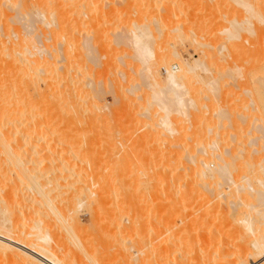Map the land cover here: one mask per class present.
Wrapping results in <instances>:
<instances>
[{
  "label": "bare ground",
  "instance_id": "6f19581e",
  "mask_svg": "<svg viewBox=\"0 0 264 264\" xmlns=\"http://www.w3.org/2000/svg\"><path fill=\"white\" fill-rule=\"evenodd\" d=\"M6 1L0 0V250H1L0 254H1V252L6 253V254H7V252H9L10 253V254L8 253L9 256L12 257V259L14 258L16 263L21 262L20 264H103V263H100V261H99L100 258H98V257H100L98 255L99 250L96 248H93L92 246H89L90 245L89 242L86 243V241H88V239L85 241L83 238V234L85 232L87 234L89 233V235H93L91 232L95 231L97 233V235L100 234L102 236V234L104 235V233H105V232L103 233L102 231H106V233H107L108 230L111 228H114V226L117 225L118 222H119L118 224H121L120 219L118 218V217H120V215H119L120 213L119 214L117 213L119 216L118 215L114 216L116 214L114 213V215H113L112 214L113 211L111 212L109 209L110 208L109 205L112 203L107 205V203L109 202L108 201L109 198L111 196H113L112 195L113 192L109 196V192H110L109 189L112 191L113 190L115 191V189L111 187L112 183H109V179H110L109 176H107V178H106V176H104V178H106L107 180L103 178V181H101V182L99 181L100 178H99V180L95 178L96 176H94L95 173L93 171L95 166L92 169V167H93L92 164L95 161H91V159H90V161H91L89 163L90 166H88V168H87V164H86V166H83V165H85L86 161L83 164L80 163L81 162L80 160L85 158L84 156H83V158L81 157L80 154L82 152L78 154V151H77V153H75V155L73 154L74 156L72 155V157H74V158L69 159V158H66L65 156L60 155L59 146H60V143L64 144L66 142L63 139H65V138L68 139L69 135L71 136L70 132H76L82 128V127L79 128V125L82 124L80 122L83 121L84 122L83 124L85 125L84 128H87L88 126H90L88 124H93V126H95L96 120L98 121V119H101L100 118V117H102L101 115H104V116L106 115V117L109 115L111 116V114L113 115V113H111V114L109 113V112H111L112 109L108 110L110 107H109V105H108V107L106 106L107 103H109L107 101H106L105 105L102 104L100 106V104H99L98 106H100V107L99 108L96 107V104L98 103V100L100 99L99 97H100L102 91L107 90V88L115 89L117 87V86L115 87L114 85H117L115 83H118V82H116V80L118 79L117 78L118 76L116 77L117 79H114L115 75L113 74L114 76L112 78V75H111L112 73H110L111 70H113L112 72H115L114 69L111 68L113 61L108 59L109 61H107V63L105 62L107 64V65H105L106 68H108L107 67L108 64L109 65L111 64L109 66V69H111V70L108 69L110 71L109 72L110 75H109V73H107L103 79L102 77L104 75L102 76L100 73V75L102 77L101 78L99 77L97 79V81L99 80L100 83L103 80L105 81V82L103 81L104 83H101V86L103 84L105 87L106 86H110V87H106V89H104L105 87L102 86L104 90H102V88H101V92H99L100 94L97 92V90H95L96 88H93L92 90L96 91L98 94L94 91L88 90L90 88L87 87V90L83 91L84 93H82L83 89H82L81 85L83 86V88L85 87V89H86V86H89V85L91 86L90 83L92 82V79H94L96 77L95 76L93 77L92 74L94 72H91V69H90V71H87V69H86L87 72L85 70H84L85 72H83V71L80 72V70L82 69L81 68V69H79V72L77 73L78 70L75 71L77 69V68H75V67H77V65H74L75 66L74 67L73 66L74 62H72L70 59H72L73 56H75L76 59H74V60H77L75 62H79L82 60L81 57L83 58V56H82L83 54H86L87 52L92 53V51H93L92 49H94V48L90 49V47L93 46L91 44H93L92 42L94 40L90 41L91 43H89V42L85 43L86 45L89 46V47L86 46L87 49L84 51L86 53L82 52L85 49V48L83 49V47H82L83 44L80 45L82 47L81 48L82 51L79 52V55H80V53H83L82 55H80L81 57H79L80 60H78V58H77L78 54L75 51L72 52L75 49V48L73 49V46L75 47V45H73V46L69 45L73 49L71 52H69V54L71 55V53H75V55H72V58H71V56H69V57L67 56L68 58L63 57L64 59H62L61 56H64L65 54H67L66 52L68 51V48H66V47H68L67 45L71 42V40H72V42L74 40L75 44H77V42H78L77 40H79V39H77V40L74 39L77 37V35L74 34L75 31H73V34H72V32L69 33L70 34L69 35L67 33L70 31H66V29H65L66 34H64V35L62 34L59 36V33L61 34L63 32L62 31L63 29H62L61 30L62 32H60V30H59V33H56V35L58 34L59 37L56 35L51 37L52 34L49 33L51 31L50 30L51 28L49 29L48 28L49 26H45L46 28H48L50 30L49 31L47 29L48 32H46L47 30L44 27V25H46L47 23L50 24L53 22V16L57 13V11L59 12L58 14H60V15L63 14L62 15V17H63L65 14H67L65 11L70 10V9H74L80 3L79 0H64L67 3H69V6L72 5V7L73 6L74 7L70 8L67 5H65L67 3L64 2L65 4L63 3V6L67 10H65V11L63 10V13L61 10V8H63L62 4L60 3L61 0H59L60 2L58 0H57L58 2L56 0L55 1L54 0L53 1L52 0H36V1L33 0V2H36V3H34V5H36L38 3V5L40 6L39 8H41V7L43 8L44 5H46V4L50 5L51 3H53V5H54V2H56L58 4L60 3V5H61L59 7L60 9L56 8V4L54 7L56 9L51 7L50 11H52V13H50V12L47 13V11H46L47 8H50L49 6L47 8L43 9L44 12L46 11V13H47V14L46 13L43 14L44 17L47 16V17H45V18H47L46 20H45V18L40 16V14L42 15L43 11H40L39 9H38L39 10L38 11L36 9V7L38 8V5H36V7L34 6L35 10L33 9L34 11L37 10L39 12V13H36L37 11L34 12L38 16L36 14H35L36 15L35 16L33 14L32 10H30L32 12V14H29L30 12L29 13L27 12L28 9L26 8L25 3L27 2V4H28V2L30 0L29 1L28 0H6ZM21 1L22 2L26 1V2L22 3ZM76 1L79 3L75 4L76 5L75 6L73 4H74V2L76 3ZM83 1H85V0H82V2L79 4L80 6H81V4H84ZM88 1H89V3H91L92 0L91 1L88 0ZM93 1H96V0H93ZM9 2L11 3V5ZM20 2L22 4H20ZM33 2H30V3L33 4ZM70 2H73V4ZM6 3H9V5L7 6L8 9L5 7ZM85 4H87V1ZM92 4H89L88 6H91ZM67 7L70 9H68ZM78 7L74 11H79L80 9L78 10ZM94 7H95V5H94ZM109 8H111V7H109ZM52 9H54L56 12ZM59 10H61L62 14L60 13ZM74 11L71 10L70 12L71 13L73 12L74 14H78ZM53 13H54V15H53ZM50 14L52 17L49 16ZM58 14L56 15V18H57V16H59ZM31 15H33V16H31ZM39 16H40L39 19H41V17H42L44 20L42 19L43 22L39 21L38 26H42L44 23L43 27H38L37 25H34L35 21H32L34 19L36 20V17H37V21H38ZM76 16H77V18H80V17H78L79 15H76ZM50 17H51L52 22L50 20ZM94 17L95 16H93V17L90 16V18H94ZM54 18H55V16H54ZM64 18H65V20L68 19L67 17H64ZM64 18H62V20H64ZM72 18L74 20V17H72ZM30 19L33 22L31 24L34 25V27L29 24L31 22ZM57 19H54V20H56V22L54 21V23L56 25L53 24V27H52L53 32L55 30L58 31V29H61L62 27L66 28L62 24L63 21H62V23H60L62 26L59 24L61 26V28H57V27H59L57 25V23L60 22V20L57 22ZM59 19H60V16H59ZM75 19H76V17H75ZM47 20H50V22H48ZM74 21H77V20H74ZM45 22H46V24H45ZM40 23H42V24H40ZM65 23L66 22H64V24ZM75 23L76 22H73L72 24H74L75 28H76V26L78 24H75ZM20 24H21L23 29L25 27V29H24L25 32H23L22 29H21L22 31H19L20 30L19 29ZM36 24H37V22H36ZM50 25L52 26V24H50ZM67 25L69 26V24H67ZM29 27L37 28L38 30H39V28H41L40 31L42 29L44 31V29H45L46 33L51 34L50 36L48 35L49 37H51L49 39V42H47L48 38L45 39L47 36L46 33H45L46 35L44 37H43L44 34H41V37L39 38V40H37L38 38L36 39L35 37L38 36L40 31L38 32L36 29H33L34 30L33 31ZM70 27H71V25H70ZM29 29L32 30L33 32H35V30H36V33H34V35L35 34H37V35L34 36L33 33L31 35L32 31H30ZM67 29H68V27H67ZM138 29H141L140 32L143 30L142 27H140V28L137 27V29L135 28V30H133L134 32L130 31V35L132 33H134V34H132L133 37H132V35L131 36L128 34L127 35H128V37L130 36L129 39L132 37L130 40H133L134 41L133 45H136L137 54H138L137 57L140 59L142 58L143 59L142 61H144L145 58L149 59V56L152 54L153 51H152V49H150V44H148L147 41H143L144 39L142 40V38H144L143 32H145L146 29L144 28V31L142 33H140L139 31L137 33L136 30H138ZM17 30L19 32H17ZM43 31H41L40 33H42ZM65 31H64V33H65ZM16 32H17V37L15 35ZM228 32H230V31H228ZM5 34L8 35V38H9L10 34H12V35L14 34L15 36L11 35L12 36L11 39H8V38H6L7 36L5 37ZM71 34L73 36H71ZM142 34H143V37H142ZM15 37H16V39H14ZM32 37L34 38V40ZM42 37H43V40H41L42 45L40 46V45H38V43H39L38 41H40V39H42ZM79 37L80 36L78 35L77 38H79ZM126 37L123 36L120 39H123ZM93 39H95V38H93ZM97 39H98V37H97ZM127 39L128 38H126V40ZM123 40H120V42H122ZM86 41H88V40H86ZM126 42L127 41L124 40L123 44H125ZM81 43H83V42H81ZM95 43L96 42H94V44ZM128 43H129V40H128ZM128 43H126V44H128ZM71 47H69V48H71ZM76 47L79 48V43L76 45ZM94 47H95V45H94ZM65 49H67L66 52H65ZM60 52H62V53L65 52V53L60 54ZM77 52H78V49H77ZM175 53H177V52H175ZM69 54H67V55H69ZM86 55L88 58L89 54H86ZM89 57L91 58V56H89ZM65 58L67 59V61L65 60ZM60 59L65 60L66 63L64 61H61ZM59 60L61 62H64V64H62ZM84 61H83V63H84ZM91 62H93V60ZM146 62H147V60H146ZM146 62L144 61L143 63H146ZM83 63L79 62V66L82 67L84 65ZM197 63H198V60H196L193 64L188 65V67L193 69L197 65ZM176 65H178V67H179L178 63H176ZM64 66H65V68H64ZM71 68H73V69L75 68L74 69L75 75H73V76H71L72 70H73V69L70 70ZM86 68H87V66H86ZM93 68H95V67H93ZM154 69H151L150 71H152V73H155ZM176 71L177 70L175 68L170 69V70L167 69L168 79H169V84H170L169 87H171L172 89L167 88V87H166V89L171 90V92H169L171 94H172V91L173 92L175 91L174 96H172L169 100L168 99L166 100V98H164L165 99L164 100L161 96H158V100L161 99L159 101H163V103L168 101V103H166V104H174V105L178 104V106H180V105L184 104L185 100H184L183 95H181V91L176 89V88L182 86L181 84L178 83V81L176 79L177 78L176 77ZM257 71H260V70H257ZM90 76H92L93 78H91ZM96 76H98V75H96ZM123 76H124V74L122 75V77ZM87 77H88V79H87ZM89 77L91 80L89 79ZM124 77L126 78V75ZM250 77H252V76H250ZM122 79L123 78H121V81H122ZM214 79H215V77H214ZM87 80L90 82H87ZM113 80H115V83L111 84V81L113 83ZM216 80L217 79H215V81ZM212 81H213V83H216V82H214L213 79H212ZM212 81H211V83H212ZM93 83L96 85L95 81H93ZM106 83L107 84L110 83L111 85L110 84L105 85ZM211 83H209L207 85H210ZM124 85H126V84H124ZM213 85H212V87H213ZM101 86H99V88ZM214 86H216V84ZM92 87H95V86L92 85ZM113 87H115V88H113ZM118 88L119 87H117L115 90H117ZM111 89H109V91ZM130 89H132V88H130ZM130 89H127V90H129V92H130V91H132ZM98 91H100V90L98 89ZM115 92L113 91V93L116 95ZM109 93L113 94V93H111V91ZM119 93L121 94V92H119ZM125 93H128V92L125 91ZM125 95H127V94H125ZM165 95H167V94H165ZM121 96H122V94H121ZM111 97H113V95ZM97 98H99V99H97ZM124 98H126V96ZM121 100H123V99H121ZM100 102L101 101H99V103ZM114 103H117V102L115 101ZM114 103H112V104H114ZM118 104H119V101H118ZM124 104L125 103H123V105ZM112 106H114V105H112ZM121 106H122V104L120 106L118 105L119 108ZM130 106H132V105H130ZM126 107H128V106H126ZM257 107H259V106H257ZM119 108L116 107L114 109H119ZM123 109H124V107H123ZM133 109H134V106H133ZM196 109H198V106L196 107ZM121 110H122V107H121ZM125 110L126 109H124V111ZM253 110L255 111V109H253ZM127 111H129V110L127 109ZM143 111L144 110L142 109V112ZM140 113H139V115H140ZM252 113H254V112L252 111ZM137 114H138V111H137ZM121 116H122V113H121ZM249 116H248V118H249ZM242 118H244V117H242ZM248 118L245 117L244 118L245 120L243 119V121L247 122ZM126 120H128V119H126ZM263 121H261V122H263ZM74 122L75 123L77 122V124L79 122L80 124L77 125ZM70 123L71 124L74 123L76 126L71 127L69 125ZM85 123H87V125H88L87 127H86ZM83 124L81 126H83ZM97 124H98V122H97ZM245 124L247 125L248 123H245ZM259 124H261V123H258V124L256 123L255 125L258 126ZM263 124H264V122H263ZM241 125H243V124H241ZM243 127L244 126H242V128ZM84 128H83V130H84ZM92 128L93 127H91V129ZM87 129L89 130V128H87ZM237 129H238V127H237ZM261 130H263L262 126H261ZM79 134H80V131H79ZM237 134H239V133L237 132ZM263 134H264V132H263ZM46 135H48V136H46ZM49 135L53 138H51ZM84 136H83V138H86L88 135L86 137H84ZM230 136H232V135H230ZM240 136L243 137L242 135H240ZM48 137H50L51 140ZM73 137H75V136H73ZM201 137H203V136H201ZM234 137H235V135H234ZM242 139H243V141L245 140V138H241L239 140L242 141ZM258 139L259 138L256 139V143H258L257 141L260 140V139L259 140ZM49 140H50V142H49ZM39 141H41V142H39ZM261 141L264 142V140H262V139H261ZM85 142H87V140ZM201 142H203V141H201ZM160 144H161V142H160ZM206 144H208V143H206ZM252 144H253V146H255L254 142ZM87 145H88V143H87ZM244 145H247L246 142ZM63 146H60L61 151L63 150L62 149ZM85 146H86V143H85ZM162 146H160L161 147L160 149H162L164 147V146L163 147ZM259 146L261 147V144ZM203 147H205V146L203 145L200 148H203ZM207 147H208V145L206 146V148ZM194 148H195V146H194ZM206 148H204L203 150H205ZM166 149H168V148H166ZM240 149H239V152H241ZM169 150L170 149H168V151ZM188 150H190L189 147H188ZM191 150H193V148H191ZM208 150H209V148H208ZM212 150H214V149L212 148ZM227 150H225V151H227ZM251 150H252V147H251ZM261 150L260 151L257 150V151L259 153H261ZM72 151H74V150H72ZM175 151H179V149H177ZM196 151H197V149L195 150V152ZM209 151H211V150H209ZM244 151H247V150H243V152H241V153H244ZM171 152H172V150H171ZM180 152H181V150H180ZM180 152H178L179 155L181 154ZM229 152H230V150H229ZM229 152L227 151V154H229ZM239 152H238V155H237V153H236V155L234 154L235 159L238 156H240ZM253 152H254V150L252 151V153ZM258 152H256V153L258 154ZM86 153H87V151H86ZM203 153H205V151ZM207 153H210V152H207ZM211 153H212V151H211ZM246 153L247 152H245V154ZM249 153H247V154H249ZM83 154L85 155V153H83ZM87 154L89 155V153H87ZM164 154H165V152H164ZM172 154L174 155V153H172ZM182 154H183V149H182ZM192 154H193V152H192ZM194 154L191 155L192 158L196 156V154L195 155ZM157 155H155V156L157 157ZM167 155H169L168 152H167ZM173 155H172V157H173ZM202 155H204V154H202ZM222 155H221V157H222L221 159H223V160L219 159L220 162L218 164H216L217 163L216 160H213L216 163H212V161H210V160H212L214 157L211 158L210 156H209L210 160H208L209 158L207 156L208 159L207 158H203L201 160L198 159V160H200L198 163H196L194 161L197 164L196 165L194 163L196 166L192 163L190 165L187 164L188 166L184 164L185 167L182 166L183 168L180 169V170H185L183 175H180V178H183V181H182V179H180L181 182L178 181V183H174L173 181L170 183V181H171L170 179L172 178V176L170 178V175H171V173L169 172L170 170L166 171V170H168L167 168L169 167L170 163L166 162V164H168L167 168L166 167L164 168V166H163L161 169H158V170H160L159 171L160 175L158 178L155 177L156 179H158V182H159L158 185H160L159 187L161 189L158 191H161L160 195L162 197L164 195H168V197L170 196V198L172 200H169L170 198H168V201H172V204L166 205L168 203L167 201H165L164 202L165 204H163V202L161 203V201H160L161 199L158 200V201H160V205L161 204H163V205H161V206L158 205V206H160L159 207L160 210L158 211V212H160V217L158 218L159 220L158 219L155 220V223L153 222V224L156 225V226H154L155 232H154V234L152 233L154 235V237L153 238L148 237L151 240H148L147 238H145V236H147V235L149 236L150 231L153 232L151 226H149L150 229L147 227L149 229L148 233L144 231V230H146V228H144V230H143L144 233L142 231H140V233L142 232L143 235L146 234V235H144V239H142L143 237H142V233H141L139 235V236H141L140 238L136 237L137 239H139L137 242V240L134 239L135 236L133 235L134 236L133 239L136 240V242L135 243L129 242L130 241V239H129L128 243H126V244L129 245V243L130 244L134 243L135 245L129 246V248L127 249L129 251L126 250L128 253V254H126V256H123V253L120 252V254L121 253L122 254L119 256V258L121 256L124 257V258L121 257L120 258L121 260L123 259L124 261H126L127 264H146V263L147 264H252L253 262H255L256 264H264V163H262L264 160L263 159L264 157L262 158L263 160L262 161L260 160L259 162H258V159L256 161V159L254 158L255 159L254 161H256L257 163L254 162L253 159H250L251 156H249V155H248L249 156L248 159L244 155H242L240 157L242 160H244L243 157L247 159L246 162H244V163H250L251 164L250 167H246V168H249V169L251 168L250 170H252L251 171L252 174L251 173H250L251 175L248 174L249 175L248 177H251L249 179H252V178L254 179V177H256L255 180L257 179L256 180L257 182L254 181L256 183L255 184V183L248 182V181L244 180L245 176L244 177L242 176L243 177L242 180H244L245 183L242 180L241 181L239 180L242 177L239 178L241 175L239 172L240 169L238 170L236 167H238V165L241 166L243 164V163H241V162H243L241 159L239 160V161H241L240 162L241 165L238 163H235V162H238L236 160H238L239 157L235 160L234 158L231 157L232 154H229L230 158L229 157L227 158L228 155H226V152H222ZM46 156L50 157V158H47ZM170 156H169V160L172 161V158ZM182 156H181V158H182ZM189 156H190V154H189ZM211 156H215L214 152L211 154ZM253 156H254V154H253ZM179 157H178V159H179ZM256 157H258V156H256ZM46 158L48 159L49 162L46 161ZM173 158H174L173 160H175L176 156ZM192 158H190L189 160H191ZM216 158H218V157H216ZM231 158H232V160H235L234 164H233ZM156 159L160 161V158L159 159L156 158ZM56 160L57 161L59 160V161L57 162ZM164 160L162 159L163 162H164ZM182 160L180 162L184 161V160L183 161ZM251 160L254 163H256L255 166L253 165L254 163H252ZM221 161H223V162H221ZM8 162L11 165H9ZM46 162H48L49 164H47ZM175 162H176V160L174 161V163ZM157 163H158L157 165L159 166L158 161H157ZM174 163L172 162L170 166L174 167V165H173ZM184 163H187V161L186 162L184 161ZM95 164H96V166L99 165L98 162H95ZM103 164L104 163H102V166H103ZM179 164H182V163H179ZM213 164H215V168H213V166H212ZM236 164H238V165L236 166ZM161 165H160V167H161ZM177 165L178 164L176 163V166ZM216 165H217V167H216ZM245 166H247V165L245 164ZM245 166H243V167L245 168ZM179 167L181 168V166H179V165L175 168H172L174 170L173 171L174 173H172L173 178H176V176H178L177 177L178 180H179V175H177V174L180 171H177L176 169H179ZM243 167H242L241 171H243V169H244ZM89 168L92 170H90ZM234 168L237 169V172H239L240 175L238 173H235L236 171L235 172L233 171ZM236 169H234V170H236ZM175 170H176L177 174L175 173ZM11 171L14 172L13 175H12ZM66 171H68V174ZM159 172H157V174ZM194 172L195 173L197 172L203 178H205V181L207 180L206 183H209V185L212 183V181H214V182L217 181L216 185L217 186L219 185L220 189H222L218 193L219 187H217V189H218L217 193L219 195L218 196L216 194L219 198V199L217 198V200L222 201V202H220V203H222V205L224 202V208H221L222 205L219 203V201L215 200V198L217 196H215V198L210 197L212 200L214 198L216 203L214 200L213 201L216 204V206H214L212 200H211L212 202H210V200L209 201L205 200L207 202H203V200H202V202L196 203L197 201H195V200H198V198H199L198 196H201L200 199L202 198V196L206 197L207 199H210L209 194H211V193L213 194V192L215 190H212V186H213L212 184L214 182L210 186H208V184H207L208 188H211V190L213 191V192H208L209 194L207 195V190L209 191V189L208 188L206 189V187H207V186H205L206 184H204L201 188L200 187L201 185L197 186L195 183V180L192 179V176H194V178H196V181H197V180H199L198 178L201 177L198 175V178H197L194 175L195 174ZM243 172L248 173L249 171L247 172L244 169ZM181 173H179V174H181ZM233 173H235V175ZM236 174L238 175L239 179L237 178ZM72 176H74V177H72ZM182 176H184V177H182ZM234 176H236V178ZM70 177L72 178L73 182L70 180L71 179ZM74 178H76V179L74 180ZM173 178H172V180H173ZM156 179H153V181ZM168 179L170 181H168ZM226 179H229V181H230L229 186H231V185L234 186L235 190L233 188H229L228 184H226L227 188L225 187L227 189V191L224 187L221 188V185H223V184L225 185V183L228 182V180H226ZM224 180L226 181L225 183H223V182H222L223 184L219 183L220 181H224ZM238 180L240 181V183ZM247 180H248V178H247ZM174 181H175V179H174ZM210 181H211V183H210ZM155 182H157V181H155ZM157 183H155V184H157ZM204 186H205V188H204ZM159 187H157V188H159ZM155 188H156V185H155ZM203 188H204V190H203ZM228 188H229V190H228ZM215 189H216V187H215ZM230 189H233L234 191H232ZM121 190H123V189H121ZM152 190H155L157 192L156 189H152ZM119 192H120V190H119ZM215 193H216V191H215ZM158 194L159 193H156L157 197H158ZM212 194L210 196H212ZM232 197L235 199L232 200L233 199ZM164 198H165V196H164ZM220 198H222V199H220ZM223 198H225V199H223ZM229 198L231 199L230 202H229ZM130 200H131V198H130ZM140 200H141V198H140ZM165 200H167V199H165ZM198 201H200V200H198ZM112 202L114 203V201H112ZM117 202H119V200ZM125 202L129 203L131 201H129V198H128V200H126ZM217 202L221 205V207L219 206L221 209L220 208H217V209L213 208L214 209L213 210L212 207H217V205H218ZM131 203L134 204L135 202L133 203V201H132ZM140 203H142V202L140 201ZM211 203L213 204L212 207L211 206H210V208L206 207L207 204H211ZM225 204H226V206H225ZM228 204H230L232 207L229 206ZM108 206H109V208H108ZM111 207H112V205H111ZM131 207L132 208L135 207V208H137L136 210H138L139 206L137 207L136 205H134ZM225 207H228V208L231 207L229 210H226V211H231L230 215H229V212L227 215L224 214L225 213L224 210H223L224 213H221L222 212L221 210L225 209ZM84 208L86 211H84ZM187 208H189L188 211H186ZM190 208L193 209V212H190V211H192ZM215 209L217 211H218V209H220V210H219V212H216ZM138 211H140V210H138ZM121 215L123 216L122 211H121ZM136 215L137 214H135V216H133V218L136 217ZM138 215H140L139 212H138ZM138 215L136 218H134V220H136L138 217H141V215L140 216H138ZM128 216L130 217V213L127 214V218L129 220L130 218ZM104 217L106 219L102 221V218H104ZM133 218L131 216V219H133ZM147 218L149 219V217H147ZM151 218H153V217H151ZM156 218L157 217H155V219ZM117 219H119V220H117ZM84 220H88L90 222V223L88 222L89 225L88 224L85 225L84 224L85 222L82 223ZM128 220L126 219L125 221H128ZM134 220H131L133 222L129 221L130 223H132L130 230L134 229V231H135V226L137 225L136 228L138 229V232H136V231L130 232V230H129L130 224H128L127 228L129 227L128 232H130L128 234H130V235L132 234V232L139 234V230L143 229L141 227L143 225V224H141L142 221L140 220L141 221V223L139 222L141 224L140 225L138 223V221H139L138 219H137L138 220L137 223L134 222ZM104 221H108V223L105 224ZM109 221H111V222H109ZM157 221H158V224H156ZM134 223H135V226L133 228ZM110 224H112L113 227H111L112 225H110ZM125 227H126V225L124 226V229H126ZM96 229L99 230V232ZM118 231L119 230H117L115 232H118ZM95 232H94V235H96ZM109 232L112 235L111 231H109ZM51 234L56 236L55 240L53 241L54 243H51L52 241L50 242V240H53V237H52L53 235H51ZM87 234H85V235H87ZM115 234H116V236L118 234V237L120 236L119 237L120 239L122 237L121 240L123 242L126 241V239H124L123 236H121L119 233H114V235H112V237L115 236ZM152 234H150V235H152ZM64 236H66L65 237L66 239L64 238L66 246L63 243V237ZM67 236L69 238H72L76 242L75 243L72 239H68L69 241L71 240L72 244H75L74 246H76L77 248L74 246H73L74 248L72 246H70L71 248L68 247L67 244L69 243V241L67 240V238H68ZM96 236H94V237H96ZM104 236H106V238H107V235H104ZM86 237H88V235ZM97 237L93 238V239L97 240L98 239ZM112 237H111V241L114 239V241H118L119 243L121 242L118 237L117 238H115V237L112 238ZM91 238H92V236H91ZM99 238H100V236H99ZM101 238H102V240H101ZM101 238L96 241V244H98L99 248H101V246H102V244L100 242H102V243H108V241L110 242V240H108L109 238H107L108 241L103 236ZM130 238H131V236H130ZM131 240H132V238H131ZM140 240H143V242L141 241L142 242L141 243ZM146 240L148 242H146ZM97 242H99V243H97ZM144 242H146L145 243L147 245V247L145 246L146 248L143 246ZM126 244H125V246H126ZM137 244H138V247H136ZM140 244L142 245V247L140 246ZM115 245L117 246L118 244H116V242H115ZM105 246H103L101 248V250L106 249L105 252H107V254H108V251H107L108 247L106 248ZM125 246H124V248H125ZM112 247H113V249L116 248L115 246H113V244H112ZM75 248L78 250L76 251ZM126 248H127V246H126ZM111 251L113 252V250H111ZM105 252L103 254H106ZM115 252H116V249H115ZM117 253L119 254V252H117ZM8 254L6 256H8ZM116 254L114 253V255H116ZM143 254H144V256H143ZM9 256H8V258H9ZM110 256H112V255L110 254ZM107 257H108V255H107ZM104 258H105V255H104ZM112 259H113V257H112ZM107 260H109V262H110V259H107ZM122 262H119V263H122ZM114 263L116 264V262H114ZM110 264H112V263H110Z\"/></svg>",
  "mask_w": 264,
  "mask_h": 264
},
{
  "label": "rangeland",
  "instance_id": "374dc122",
  "mask_svg": "<svg viewBox=\"0 0 264 264\" xmlns=\"http://www.w3.org/2000/svg\"><path fill=\"white\" fill-rule=\"evenodd\" d=\"M34 1H36V0H34ZM86 1H87V4H85ZM21 2H20V4H22L26 1H23L22 3ZM30 2H33V0H30L28 2V4L26 2L25 3L26 5L24 4L26 6V8L29 10L28 11L26 9L27 12L28 13L30 12L29 14H32V12L30 11V10H32L33 14L35 15L36 13H39L38 12L39 10L43 11L42 15L40 14V16H42L43 18L47 17V16L44 17V15H43L44 13H46V11H47V13H49V12L52 13V11H50V10H51V7L52 8L55 7V4H56V8H58V9H60L59 8L61 6L60 3L62 4V7H63V8H61L62 13H63V10L64 11L67 10L63 6V3L66 2L64 0L63 1L61 0V2L59 1L60 2L59 4L56 2H54V5H53V3H51L50 5L46 4V5H44L43 8L42 7L39 8L40 6L38 5V3L36 4V5H38V8H37L36 5H34V3H36V2H33V4ZM79 2L81 3L82 0L81 1L79 0ZM79 2L76 1V3L74 2V4H73V2H70V3L75 5V4H78ZM9 3L5 4V7L7 9H8L7 6L9 5ZM83 3L84 4H81V6L79 4L77 6L75 5L76 7L74 9H70L72 7L71 4H70L71 6H69V3H67V4L64 3L65 5L70 7V8L67 7L70 10L65 11L67 14L64 13L65 15L63 17H62L63 14L61 13V10H59V11L62 15L58 14L59 13L58 11L55 15L53 13V15L55 16V18L53 16V22L51 20V17H52L51 14L49 15V16H51L50 20L52 23H50V24H52V26L48 23L46 24V22L47 21L50 22V20H47L45 22L46 25H44V23H43V25H44V27L49 26L48 27L49 29L51 28L50 29L51 31H50L48 28L45 27L46 30L48 29L50 31L49 33H51L52 35L46 33V32H48V30L46 31L44 29V31H43V29H42L41 31H43V32L40 33L41 28H39V30L37 28H33L34 25L38 26L39 21L43 22L44 19L42 17H41V19H39L40 16L38 17V19H39L38 21H37V17H36V20L35 19L32 20V21H35L34 25L31 24L33 22L31 21L32 18L30 17L31 22L29 23L30 25L33 26V27H29L30 29H32V30L36 29L38 32L40 31L38 36H36L37 34L34 35V33H36V30H35V32H33L34 30L33 31L30 29L29 30L32 31L31 35L33 33V35L36 36L35 38L36 39L38 38L37 40H39V38L41 37V34H44L43 37L47 34V36L45 38V39L48 38L47 42H49V39L51 37L55 36L56 33H59V30H60V32L63 31L61 34L59 33V36L62 34L63 35L66 34V31H70L67 34H69L71 32L73 34V31H75L74 34H76L77 37H78V35L80 37L77 38L74 35L76 38H74V37L73 38L76 40L79 39V40H77L78 42L77 41L76 42H77V44L79 43L80 49L76 47L77 44H75V41L73 40V42H72V40H71L72 43L70 42L67 45L68 47H66V48H68V51L66 52L67 49H65V52L67 54H69V52H71L74 48L75 49L77 48L78 52H77V49L76 50L74 49L72 52L75 51L78 54V57H77L78 60H80V58H79V57H81L80 55L83 54V53H80V55H79V52L82 51L81 48L82 47H83V49L85 48L82 51V52H84L87 49L86 46H88L85 43L86 42L91 43L90 41L94 40L92 42L93 44H91L93 46L90 47V49L94 48V49H92L93 50L92 53L91 52L90 53L84 52L86 54H89V56H91V58L89 56L87 58V55L83 54L82 55L83 58L81 57L82 60L79 61V62L83 63V61L85 60L86 62L84 61V63H83L85 66L83 65L81 67V66H79V62H75V61H77V60H74V59H76V57L73 56V58H72V55H75V53H71V55L65 54L66 56L65 55L61 56L62 59H64L63 57L68 58L69 56H71L72 59H70V58L69 59L72 62H74L73 66L77 65V67L74 66L75 68H77L75 71L78 70L77 73L79 72V69H81V68L82 69L80 70V72H82V71L85 72L86 69H87V71H90V69H91V72H94L92 75H93V77L95 76L96 78L92 79V82L90 83L91 86L90 85L86 86V89H85V87L83 88V86L81 85V87L83 89L82 93H84L83 91L87 90V87L90 88V89H88L90 91H94L92 89L96 88L95 90H97L98 93L101 92V88H102V90H104V89H106V87H110V86L105 87L102 84V86L105 87L103 89V87L101 86V83H104L105 81L103 80L104 82L101 81V83H100V81L99 80L97 81V79L99 77L101 78L103 75L104 76L102 78L104 79L105 75L110 72L109 70H111V69H109V66L111 64L110 65L108 64V66H107L108 68H106L105 65H107L106 64L107 61H109V60L113 61V63L110 61L112 63L111 68L114 69L115 72H112L113 70H111L110 73H112L111 74L112 78L114 75H115L114 79L118 78L116 80V82H118V83H115V80H113V83L111 81V84H114V83L117 84L114 86L115 87L117 86L120 89L118 88L117 90H115L117 87L116 88L113 87L115 89L107 88V90L102 91L103 93L101 92V95L99 97L100 99L97 98L99 100H98V103L96 104V107L99 108L102 104L105 105L106 101L109 102V103H107L106 106L108 107V105H109L110 108L108 110L112 109L111 112H109L110 114L113 113V115L111 114L112 117L110 115L107 117H106V115L105 116L101 115L102 116V117H100L101 119H98V121L96 120V122L94 121L96 123L95 126H93V124H88L90 126L92 125L91 126V127H93L92 129L90 126L87 125V123H85L86 127L88 126L87 128H89V130L87 128H84L85 125L83 124L84 123L83 121L80 122L83 124V126H81L82 124L79 125V128L82 127L81 128L82 130L79 129L76 132H70L71 136L69 135L68 139L67 138L63 139L66 142L64 144L60 143V146L64 145L62 148L63 149L62 151H61V147L59 145L58 146L60 148V150H59L60 155L65 156L66 158H69V159H71V158L73 159L74 157H72V155L73 154L75 155V153H77V151H78V154L82 152L80 155L82 158H83V156L85 158L80 160L81 161L80 163L83 164L86 161L85 165H83V166H86V164H87V168H88V166H90L89 163L91 161L98 162L101 167L99 165H98L99 167L96 166L97 163L95 164V162H94L92 164L93 165L92 169L95 166V168L93 169V171L95 173L94 176H96L95 178L98 180L100 178V180H99L100 182L103 181L104 176H106V178H107V176H109V178H110L109 183H112V186L111 185L110 186L112 188H114L115 191L114 190L112 191L109 189V191H110L109 196L112 194V192H113V194H112L113 196H111L109 198V200H108L109 202L107 203V205L112 203L109 205L110 208H109V206H108V208L110 209L111 212L113 211V213H112L113 215H114V213L116 214L114 216H117L120 213L119 214L120 217H118V218L120 219L121 224H118L119 222L117 223V225L114 224L115 225L114 228L109 229L107 233H106V231H102L103 233L104 232L106 233V234L104 233V235H107V238H109L108 240H110V242L107 240L106 236H104L102 234V236L105 237V239L108 241V243H102L99 241L102 244V246L101 245L100 246L102 248L103 246L106 245L105 247L106 248L108 247L107 248L108 254H107V252H105L106 249H103L104 250L103 251V250H101V248L98 247V244H96V241L102 237L99 233H98L99 235H97V233L94 231L96 233V235L98 236L97 237L96 235H94V232H91L93 235H89V233L87 234L84 232L83 238L85 241L88 239V241H86V243L89 242V244H90V245L88 244L89 246H92L93 248H96L99 250L100 254L98 253V255L100 257H98V258H100L99 259L100 263L115 264L114 262H116V264H118L119 262L123 261L122 263H119V264H123V263L127 264L126 261H124L123 259L121 260L120 258L123 256H126V254H128L127 251H129V250H127V249L129 248V246L135 245L134 243L136 242V240L138 242L139 239H137L136 237L140 238L141 236H139V235L142 232L144 233V231H145L148 233L149 229H150L149 226L152 227L153 232L150 231L149 236L147 235V236H145V238H147L148 240H151L149 238L154 237V235H153L155 232L154 226H156L155 224H153V222L155 223V220H157L160 217V212H158L160 210L159 207L161 205L165 204L164 203L165 201L168 202V203L166 202L167 203L166 205L172 204V201H168V198H170V196L168 197V195L163 194L165 196V198H164V196L162 197L160 195L161 191H158V190H161L159 187L160 185H158L159 184L158 179L155 178V177L158 178L160 175V172H159L160 170H158V169H161L163 166H164V168L168 167V164H166V162L170 163V165H171V163L172 162L174 163V161L176 160V162L173 164L174 167L169 165V167L167 168L168 170H166V171L170 170L169 171L171 173L170 178H171V176L173 178L172 173H174L173 172L174 170L172 168H175L178 165L181 166V168L179 167V169H176L177 171H180V172H178V174L176 173V170H175V173L177 175H179V180L177 178L178 176H176V175H175L176 178H173V180H172V178L171 179L169 178L171 181L168 179V181H170V183L172 181L174 183H178V181L181 182L180 179H182V181H183V178H180V175H183V173L185 172V170H180L183 168L182 166L185 167V165H187V164L190 165L191 163L192 164H194L195 162L198 163L201 159L207 158V156H208V158H209V156L211 158L214 157L212 160H210V158L209 159L207 158V159L212 161V163L217 162L216 164H218L220 162V160H223V159H221L222 158L221 157L222 152H226V155H228L227 158L229 157V154H232L231 157L235 159L234 154L236 155V153H237V155H238L239 149L241 148L242 149V150L240 149L241 152H243V150H247V151H244V153L239 152L240 156H238L239 158L237 157L238 160H236L237 158L235 159L238 162H235V163L240 164V162H241V161H239L241 159L240 157L242 155H244L245 152H247V153L250 152L249 154L246 153L244 155V156H246L247 159L249 156L252 157V158L250 157V159H253V161L255 159L257 161V159H258V162H259L260 160L262 161L264 159L263 158L264 157V155H263L264 154V152H263L264 151V146H263L264 142L261 141V139L264 140V134H263V132H264V128H263L264 127V124H263V122H264L263 121L264 120V0H96V1L92 0L91 3H89L88 0H85V1H83ZM89 4H92V5L88 6ZM10 5H11V3H10ZM94 5H95V7H94ZM34 6L36 7L37 10L39 9L38 11L36 10L37 12L34 11L35 10ZM48 6L50 8H47ZM77 7H78V10L79 9L80 10L74 11V10H76ZM109 7H111V8H109ZM44 8H47V10L45 12L43 10ZM56 8H54V9H56ZM54 9H52V10H54ZM71 10L78 13V14H74L73 12L71 13L70 12ZM34 12H36V13H34ZM57 14L60 16V19H59V16H57L58 19L56 18ZM76 15H79L78 17H80V18H77ZM31 16H33V15H31ZM90 16H92V17L95 16V17L90 18ZM64 17H67L68 19L65 20ZM72 17H74V20H77V21H74ZM75 17H76V19H75ZM62 18H64L65 21L62 20ZM46 19L47 18H45V20ZM54 19H57V22L60 20V22L57 23V25L59 26V27L56 26L57 28H61L62 25L60 23H62V21H63L62 24L66 28L62 27L61 29H58V31L55 30L53 32L52 31L53 30V28H52L53 24L56 25L54 23V21L56 22V20H54ZM36 22H37V24H36ZM64 22H66L65 23L66 25L69 24V26L68 25L66 26L64 24ZM73 22H76L75 24L79 25V26L78 25L76 26L77 29L75 28V25L72 24ZM40 24H42V23H40ZM43 25L38 26V27H43ZM70 25H71V27H70ZM19 27H20L19 31L23 30V32H25V30H24L25 27L23 29L21 24L19 25ZM67 27L69 30L67 29ZM137 27L143 28V30L141 32H140L141 29L136 30L137 33H138V31L140 33H142L144 31V28L146 29V31L143 32L144 38H142L143 34H142L141 38H142V40L144 39L143 41H147L148 44H150V49H152V51H153L152 54L149 56V59L145 58L147 60V62L144 59V61L146 63H143L144 61H142L143 60L142 58L140 59L137 57L138 54H137L136 45H133L134 41L130 40L133 37L132 34H134V33L131 34L132 37L129 39V37L131 36L130 31L134 32L133 30H135V28L137 29ZM65 29H66V31H65ZM19 31L17 30V32H19ZM64 31H65V33H64ZM228 31H230V32H228ZM17 32L15 33L16 37H17ZM72 34H71V36H73ZM127 34L130 36L128 37ZM11 35L12 34H10L9 38H8V35L5 34V37L7 36L6 38L11 39V37L14 34L12 36ZM48 35L49 36L51 35V37H49ZM56 36H58V34ZM121 36L128 38L127 40H126V38H123V39L125 41H127L126 43H128V40H129V43L123 44L124 40L120 39V38H122ZM16 37L14 39H16ZM43 37H42V39H40V41H38L39 42L38 45H40V46L42 45L41 40H43ZM97 37H98V39H97ZM93 38H95V39H93ZM119 39L123 40V41L120 42ZM33 40H34V38H33ZM86 40H88V41H86ZM81 42H83V43H81ZM94 42H96V43L94 44ZM69 45H72V46L75 45V47L73 46V49H72V47ZM80 45H82V47ZM94 45H95V47H94ZM69 47H71V48H69ZM62 52H60V54L65 53V52L64 53H62ZM175 52H177V53H175ZM66 58H65V60L67 61ZM65 60H61V61H64L66 63ZM92 60H93V62H91ZM196 60H198V63L193 69L188 67V65L193 64ZM64 62H61V63L64 64ZM176 63L179 64V67H178V65H176ZM86 66H87V68H86ZM93 67H95V68H93ZM149 67L151 69L155 68L154 69L155 73H152V71H150L151 69ZM64 68H65V66H64ZM174 68L177 70L176 71V77H177L176 79H177L178 83L182 85L181 87H178L176 89L181 91V95H183L184 100H185L184 104L180 105V106H178V104H175V105L174 104H166V103H168V101L163 103V101H159L161 99L158 100V96H161L163 99L166 98V100L167 99L169 100L172 96H174L175 91L174 92L172 91V94H171V93H169V92H171V90L166 89V87L171 88V87H169L170 84H169L167 69L170 70V69H174ZM72 69L73 68H71L70 70H72ZM74 69L72 70L71 76L75 75ZM257 70H260L261 72L257 71ZM100 73L102 76L100 75ZM110 73H109V75H110ZM123 74H124V76L126 75V78L124 76L122 77ZM96 75H98V76H96ZM250 76H252V77H250ZM90 77L93 78L92 76H90ZM90 77H89V79H90ZM214 77H215V79H217L216 81H215ZM121 78H123L122 79V81L124 80L123 82L121 81ZM87 79H88V77H87ZM212 79L216 83H213ZM93 81H95L96 85L93 83ZM211 81H212V83H211ZM87 82H90V81L87 80ZM209 83H211L210 84L211 86L207 85ZM109 84L106 83L105 85H109ZM124 84H126V85H124ZM213 84L214 85L216 84V86H214ZM92 85L95 87H92ZM212 85H213V87H212ZM99 86H101V87L99 88ZM130 88H132V89H130ZM98 89L100 91H98ZM109 89H111L110 90L111 93H113V91L114 92L116 91L115 92L116 95L114 93L110 94ZM127 89H130L132 91L129 92V90H127ZM125 91L128 93H125ZM94 92H96V91H94ZM119 92H121L123 97L121 96V94ZM124 93L127 94L128 96L125 95ZM165 94H167V95H165ZM112 95L114 98L111 97ZM124 95L126 96L127 99L124 98L125 97ZM121 99H123L124 101ZM114 100L117 103H114L115 102ZM99 101H101V102L99 103ZM118 101H119V104H118ZM122 102L125 104L123 105ZM112 103H114V104H112ZM99 104H100V106H98ZM121 104H122V106H121L122 110H121V107L120 108L118 107V105L120 106ZM112 105H114L115 107ZM125 105L128 107H126ZM130 105H132V106H130ZM133 106H134V109H133ZM197 106H198V109H196ZM257 106H259V107H257ZM113 107L114 108L117 107L119 109H114ZM123 107H124V109H126L125 111L127 113L124 111ZM127 109L129 111H127ZM142 109L144 110L143 112H142ZM253 109H255V111ZM118 110L119 111L121 110V111L119 112ZM137 111H138V114H137ZM252 111L254 113H252ZM121 113H122V116H121ZM139 113H140V115H139ZM248 116H249V118H248ZM242 117L248 118L247 119L248 121L244 122L243 121L244 118H242ZM126 119H128V120H126ZM261 121H263V122H261ZM97 122H98V124H97ZM74 123L73 124L70 123L69 125L71 127L76 126L75 124H77V122L75 124ZM80 123L78 122V124H80ZM245 123H248V124L246 125ZM256 123L257 124L261 123V124H259L257 126V125H255ZM241 124H243V125H241ZM242 126H244L245 128L244 127L242 128ZM261 126H262L263 130H261ZM237 127H238V129H237ZM83 128H84V130H83ZM79 131H80V134H79ZM237 132L239 134H237ZM230 135H232V136H230ZM234 135H235V137H234ZM240 135H242L243 137H241ZM46 136H48V135H46ZM73 136H75V137H73ZM83 136L84 137L87 136V137L83 138ZM201 136H203V137H201ZM50 137H48V138L50 139ZM51 138H53V137H51ZM238 138L239 139L245 138V140L243 141V139H242V141H243L242 142ZM257 138L260 139V140L258 139L259 140V141H257L258 143H256ZM50 140H49V142H50ZM86 140H87V142H85ZM41 141H39V142H41ZM201 141H203V142H201ZM252 141L254 142L255 146H253ZM160 142H161V144H160ZM240 142L242 144L243 143L245 144V142H246L247 145L243 144L244 145L243 146ZM85 143H86V146H85ZM87 143H88V145H87ZM206 143H208V144H206ZM158 144L160 146L163 145L164 147L162 146L163 148L160 149L161 147ZM260 144H261L262 148L259 146ZM203 145L205 147L200 148ZM207 145H208V147L206 148ZM187 146L189 147L190 150H188ZM194 146H195V148H194ZM251 147H252V150H251ZM166 148H168L170 150L168 151V149H166ZM191 148H193L194 151L191 150ZM204 148H206V149L203 150ZM208 148H209V150L212 151V153L214 152L215 156H211L212 153H211V151L208 150ZM212 148L214 150H212ZM177 149H179V151H175ZM182 149H183V154H182ZM196 149L198 152L197 151L195 152ZM72 150H74V151H72ZM171 150H172V152H171ZM180 150H181V152H180ZM220 150L221 151L223 150V151L221 152ZM225 150H227L228 152L230 150L231 153L229 152V154H227V151H225ZM253 150H254V152L255 151L258 152L261 150V153H259V152H258V154L256 152H255L256 154L254 152L252 153ZM86 151H87V153H89V155L86 153ZM163 151L165 152L166 155L164 154ZM204 151H205V153H203ZM206 151L210 152V153H207ZM167 152L169 155H167ZM178 152H180L181 154L179 155ZM192 152H193V154L194 153L196 154V156L193 158L191 156V155H193ZM83 153H85V155ZM172 153H174V155L176 156L175 160H173L174 159L173 157H175V156ZM171 154L173 155V157ZM189 154L191 157L189 156ZM202 154H204V155H202ZM253 154L255 157L253 156ZM155 155H157V157ZM169 156L172 158V161L169 160ZM181 156H182V158H181ZM188 156L192 159L189 160L190 158ZM256 156H258V157H256ZM178 157H179V159H178ZM216 157H218V158H216ZM47 158H50V157H47ZM47 158H46V161H48ZM156 158H158V159L160 158V161L157 160ZM161 158L163 160L165 159L164 162L162 161ZM232 158H231V160H232ZM246 158L243 157V159L245 161L241 159L243 161L241 163H243L244 165L240 164L241 166H239L238 164H236V166L238 165V167H236V168L238 170L240 169L239 172L241 175L239 174V172H237L236 168H234L236 170L233 169V171L234 172L236 171L235 173H238L240 175L239 178H241L242 176L243 177L245 176L244 180H246L248 182L255 183V182H257L256 181L257 179L255 180L256 177H254V179L253 178L249 179L251 177H248L249 176L248 174H250L252 170H250L251 168L250 169L246 168V167L251 166L250 163H244L247 160ZM90 159H91V161H90ZM182 159L185 162L187 161V163H184V161ZM198 159H200V160H198ZM181 160L183 162H180ZM213 160H216V162H214ZM235 160H232L233 164H234ZM157 161L159 162V166L157 165L158 164ZM253 161H252V163L256 162V161H254V162ZM48 162H46V163L49 164ZM221 162H223V161H221ZM102 163H104L103 166H102ZM176 163L178 164L177 166H176ZM179 163H182L183 165L179 164ZM256 163H254L253 165L255 166ZM262 163H264V160ZM8 164L11 165L9 162H8ZM245 164L247 166H245ZM160 165H161V167H160ZM212 166H213V168H215V164H213ZM243 166H245V168ZM216 167H217V165H216ZM242 167L247 172L248 171L249 172L248 173L243 172L244 169H243V171H241ZM92 169H90V170H92ZM11 172L13 175L14 172L13 171H11ZM66 172L68 174V171H66ZM157 172H159V173L157 174ZM179 173H181V174H179ZM235 173H233V174L235 175ZM194 175L197 178H198V175L201 176L197 172ZM72 177H74V176H72ZM182 177H184V176H182ZM201 177H199L198 178L199 180L196 181V178H194V176H192V179L195 180L196 185L197 186L201 185L200 186L201 188L204 184H206L205 186H207V184H208V186H210L214 182V181H212V183H211V181H210L211 184L209 185V183H206L207 180L205 181V178H203V177L201 178ZM234 177L236 178V176H234ZM243 177L241 179H239L238 175H237V178L240 181L243 179ZM106 178H104V179H106ZM247 178H248V180H247ZM75 179L76 178H74V180ZM153 179H156V180L153 181ZM174 179H175V181H174ZM70 180L73 182L72 178ZM226 180H228V182H226L225 180L219 182L221 184L226 182L225 185L220 184L221 188H223V187L225 188L226 184H228V186L230 185L229 179H226ZM244 180H242V181L245 183ZM155 181H157L158 183ZM240 181H239V183H240ZM216 182L217 181H215L212 184L213 185L212 190H215L216 193H215V191L213 192L211 190V188H208V186L206 187V189L207 188L209 189V191L207 190V195L209 194L208 192H213V194L211 193L212 196H210L211 194H209V198L210 197L215 198V196H217L218 193L222 190V189H220L219 185L218 186L216 185L217 184ZM155 183H157V184H155ZM155 185H156V188H155ZM205 186H204V188H205ZM157 187H159V188H157ZM215 187H216V189H215ZM217 187H219L218 193H217V190H218ZM204 188H203V190H204ZM229 188H233L235 190V187L232 185L229 186ZM229 188H228V190H229ZM121 189H123V190H121ZM152 189H156L157 192L155 190H152ZM233 189H230V190L234 191ZM119 190H120V192H119ZM226 191H227V189H226ZM156 193H159L158 197H157ZM218 196L215 198V200H217ZM198 197H199L198 200H200V201L195 200V201H197L196 203L202 202V200H203V202H207L209 200H210V202H212L214 200V198L212 200L211 198L207 199L204 196H202L201 199H200L201 196H198ZM128 198H129V201H131V202L133 201V203L134 202L135 203L134 204H132L131 202L126 203L125 201L128 200ZM130 198H131V200H130ZM140 198H141V200H140ZM165 199H167V200H165ZM220 199H222V198H220ZM223 199H225V198H223ZM234 199L235 198H233L232 200H234ZM118 200H119V202H117ZM158 200H160L161 203L163 202V204L160 205V201H158ZM169 200H172V199L170 198ZM205 200H207V201H205ZM112 201H114V203L115 204L117 203V204L115 205ZM140 201L142 203H140ZM214 201H213V204H214V206H216V204H215L216 201H215V203H214ZM217 201H219V200H217ZM230 201H231V199L229 198V202ZM220 202H222V201H219V203ZM219 203H218L217 207H212V205H213L212 203L207 204L206 207L210 208V206H211L212 209L213 208L217 209V208H220L222 205V203H220L221 205ZM111 205H112V207H111ZM134 205H136L137 207L139 206L138 210H140L141 212L136 210L137 208L131 207ZM158 205H160V206H158ZM228 205L231 206L230 204H228ZM225 206H226V204H225ZM85 208H84V211H86ZM221 208H224V202H223V205ZM230 208L225 207V209L221 210L222 211L221 213H224L223 212V210H224L225 211L224 214L227 215L229 212V215H230L231 211H226V210H229ZM220 209H218V211L216 210V212H219ZM188 210H189V208H187L186 211H188ZM191 210L192 211H190V212H193V209H191ZM121 211L123 212V216L121 215ZM138 212L141 215V217H138L137 219L139 220L141 218L140 220L142 221V223L140 220L139 221L137 219L134 220V218L137 217ZM129 213H130V217L129 216L128 217L130 219H131V216L133 218V216H135V214H137L136 217H134L131 220H134V222H136V223L138 221V223L140 222L141 224H143L141 226L143 229L139 230V234L137 233L138 235L136 233H133L135 231L138 232V229L136 228L137 225L135 226V223L133 225V228L135 226V231L133 228H132L133 230H130L132 223H130L129 221H131V220L130 219L128 220V218H127V214H129ZM140 215H138V216H140ZM147 217H149V219ZM151 217H153V218H151ZM155 217H157V218L155 219ZM105 219H106L105 217L102 218V221ZM119 219H117V220H119ZM126 219L128 221H125ZM88 222H89L88 220H84L82 223H84L86 225V224H88ZM109 222H111V221H109ZM131 222H133V221H131ZM104 223L106 224V223H108V221H104ZM128 224H130L129 225L130 228L128 227L130 232L133 231L131 235L128 234V233H130V232H128L129 230L127 228ZM156 224H158V221ZM110 225H112V224H110ZM125 225H126V227H125L126 229H124ZM111 227H113V225ZM144 228H146V230H144ZM117 230H119L120 232L119 231L115 232ZM97 231L99 232V230H97ZM109 231H111L112 235H114V233H119L121 236H123L124 239H126L127 242L126 241L123 242L121 240L122 237L120 239L119 238L120 236L118 237V234H117V236L115 234V236L112 237V235L110 234ZM140 231H142V232L140 233ZM143 233H142V237H143L142 239H144V235H146V234L143 235ZM85 234H87L88 237H86L87 235H85ZM150 234H152L153 236ZM51 235H53V234H51ZM133 235L135 236V238ZM91 236H92V238H91ZM94 236H96L98 239L94 240L93 238H96ZM99 236H100V238H99ZM130 236H131L132 240H131ZM52 237H53V240H50V242L52 241L51 243H54L53 241L55 240L56 236L53 235ZM65 237L66 236L63 237V243L66 246L65 241H64L66 239ZM111 237L112 238L118 237L122 243L121 242L119 243L118 241H114V239L111 241ZM133 238L136 240H134ZM68 239H72V238L68 237L67 240ZM129 239H130V241H129ZM101 240H102V238H101ZM128 241L134 242V243L133 244L129 243V245H127L126 243H128ZM141 241L143 242V240H140V242ZM99 242H97V243H99ZM115 242H116V244H118L117 246L115 245ZM146 242H148V241L146 240ZM146 242H144V244H143L144 247L145 246L147 247V245L145 244ZM71 244H72V242L70 240L69 243L67 244L69 248H71L70 246L73 247L75 245V244H72V245ZM112 244L116 248L113 249ZM125 244H126L127 248H126ZM124 246H125V248H124ZM140 246L142 247L141 244H140ZM74 247H76V246H74ZM136 247H138V244L136 245ZM76 248H75V250L77 251L78 249H76ZM115 249H116V252H115ZM111 250H113V252ZM104 252L106 254H103ZM117 252H119V254ZM120 252L123 253V256H121L119 258V256L122 254V253L120 254ZM8 253L9 252H7V254ZM114 253L115 254L117 253L118 255L117 254L114 255ZM1 254H0V264H20L21 263V262L16 263L14 258L12 259V257L9 256L10 253L8 254L9 258H8V256H6L7 255L6 253L1 252ZM110 254L112 256H110ZM104 255H105V258H104ZM107 255H108V257H107ZM143 256H144V254H143ZM112 257H113V259H112ZM107 259H110V262ZM252 264H256V263L253 262Z\"/></svg>",
  "mask_w": 264,
  "mask_h": 264
}]
</instances>
